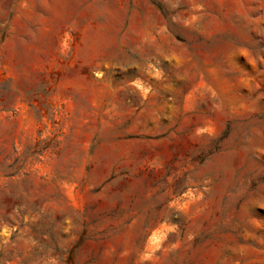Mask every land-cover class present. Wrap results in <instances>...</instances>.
Masks as SVG:
<instances>
[{
    "label": "rangeland",
    "instance_id": "1",
    "mask_svg": "<svg viewBox=\"0 0 264 264\" xmlns=\"http://www.w3.org/2000/svg\"><path fill=\"white\" fill-rule=\"evenodd\" d=\"M0 264H264V0H0Z\"/></svg>",
    "mask_w": 264,
    "mask_h": 264
}]
</instances>
